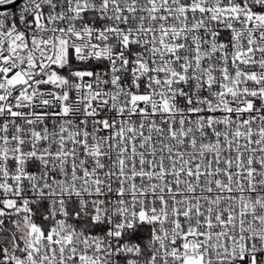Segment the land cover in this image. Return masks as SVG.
I'll use <instances>...</instances> for the list:
<instances>
[{"label": "snow or ice", "instance_id": "1", "mask_svg": "<svg viewBox=\"0 0 264 264\" xmlns=\"http://www.w3.org/2000/svg\"><path fill=\"white\" fill-rule=\"evenodd\" d=\"M0 264H264V0H0Z\"/></svg>", "mask_w": 264, "mask_h": 264}]
</instances>
